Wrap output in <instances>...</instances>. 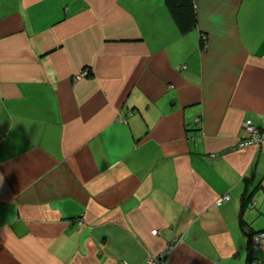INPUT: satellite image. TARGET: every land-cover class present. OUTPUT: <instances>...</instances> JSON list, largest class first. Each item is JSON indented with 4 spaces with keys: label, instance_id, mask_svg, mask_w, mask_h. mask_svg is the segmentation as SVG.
<instances>
[{
    "label": "crops",
    "instance_id": "obj_1",
    "mask_svg": "<svg viewBox=\"0 0 264 264\" xmlns=\"http://www.w3.org/2000/svg\"><path fill=\"white\" fill-rule=\"evenodd\" d=\"M193 2L0 0V264L264 263V0Z\"/></svg>",
    "mask_w": 264,
    "mask_h": 264
},
{
    "label": "built area",
    "instance_id": "obj_2",
    "mask_svg": "<svg viewBox=\"0 0 264 264\" xmlns=\"http://www.w3.org/2000/svg\"><path fill=\"white\" fill-rule=\"evenodd\" d=\"M87 75H88V70L84 69L80 71L78 74H75L73 80H79ZM124 120H125L124 117L120 118V122H125ZM242 125L244 130L248 133V137L246 139L240 140L239 145L241 147L248 145H254L257 147L260 146L263 139V132L254 125L251 119H246ZM228 199H229V195L224 194L221 196L219 200L224 201ZM157 233H158L157 230L152 231V234L156 235ZM250 242L251 245L256 249L264 248V230L251 233ZM170 250L171 247L168 250L164 251L162 254L152 257L151 259H149V261L152 264H165L166 258L170 255L171 252ZM253 264H264V263L255 260L253 261Z\"/></svg>",
    "mask_w": 264,
    "mask_h": 264
},
{
    "label": "trees",
    "instance_id": "obj_3",
    "mask_svg": "<svg viewBox=\"0 0 264 264\" xmlns=\"http://www.w3.org/2000/svg\"><path fill=\"white\" fill-rule=\"evenodd\" d=\"M164 4L180 33L189 32L196 27L197 19L193 0H164ZM199 45L201 48L204 47V37L200 36Z\"/></svg>",
    "mask_w": 264,
    "mask_h": 264
}]
</instances>
